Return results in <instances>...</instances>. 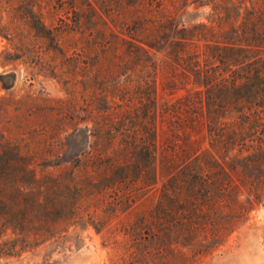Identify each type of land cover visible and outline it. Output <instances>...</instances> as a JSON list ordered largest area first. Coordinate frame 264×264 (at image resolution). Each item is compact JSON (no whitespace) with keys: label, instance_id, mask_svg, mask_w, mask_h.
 Listing matches in <instances>:
<instances>
[{"label":"trees","instance_id":"16d2710c","mask_svg":"<svg viewBox=\"0 0 264 264\" xmlns=\"http://www.w3.org/2000/svg\"><path fill=\"white\" fill-rule=\"evenodd\" d=\"M188 6L209 7L208 15L217 24H201L204 32L194 33L174 23V17ZM133 11L135 15L107 11L118 31L106 27L107 37L98 45L79 54L73 50L76 57L84 55L79 58L85 70L83 58L95 55L88 74L101 75L105 87L96 95L101 108L89 112L93 130L88 131L94 138L99 131L107 132L112 144L118 142L117 148L132 158L116 162L113 171L122 175L129 166L139 176L129 183L119 175V183H129L130 189L137 182L143 184L140 179L146 175L151 180L146 187L155 192L157 179H164L157 188L154 210L139 216L127 264H140L145 257L162 261L166 255L184 264L181 249L194 250L198 245L203 253H211L250 207L264 202V0H145ZM222 21H229L226 28ZM200 41L203 44L197 46ZM54 43L62 51L59 39L54 37ZM101 50L110 57H98L95 53ZM63 51L64 60L68 59L69 50ZM113 59L118 61L112 63L115 71L105 65ZM4 77L15 78L0 75ZM160 77L171 89L168 101L158 98ZM178 91L184 95L175 97ZM94 118H102L103 125ZM162 126L175 138L164 148L158 144ZM174 147L177 151L166 156ZM2 148L11 158L0 159V180L6 176L8 184L19 187L0 195V205L27 209L43 204L36 196L54 193L56 182L51 177L37 178V168L62 164L28 161L10 142ZM100 157L89 152L84 164L76 161L73 168L91 177L99 170L93 163ZM64 187H70L67 181ZM73 187L81 193L79 185ZM122 196L133 203L130 191ZM229 207L233 210L224 214L221 223L212 218L202 221L211 209ZM169 236L174 239L168 240Z\"/></svg>","mask_w":264,"mask_h":264},{"label":"rangeland","instance_id":"374dc122","mask_svg":"<svg viewBox=\"0 0 264 264\" xmlns=\"http://www.w3.org/2000/svg\"><path fill=\"white\" fill-rule=\"evenodd\" d=\"M137 3L145 4V0H0V75L15 76L0 79V159L11 158L8 149L2 151L6 141L11 143V148L20 149L28 161L62 164L59 168H37V178L51 177L56 182L54 193L46 198L36 196L43 204L27 209L0 205V264L130 262L139 216L154 210L157 188L164 179H157L155 192L146 187L151 183L146 175L141 176L143 184L137 182L129 189V183L139 176L138 171L129 166L122 175L118 170L113 171L116 162H130L132 158L125 157V149L117 148L118 142L112 144V136L107 132L99 131V136L94 138L88 131L93 130L88 122L89 112L101 108L102 102L96 95L105 87L99 81L101 75L88 74L95 55L83 58L88 65L85 70L79 58L84 55L76 57L73 50L79 54L82 49L88 51L94 43L98 45L107 37L106 27L116 33L118 24L110 22L106 12L135 15L133 7ZM209 10V7L188 6L174 17V23L191 28L194 33H203L201 24L209 27L218 22L208 15ZM228 23L222 21L221 25L226 28ZM54 37L59 39L62 51L54 43ZM63 50H69L68 59L64 60ZM95 54L111 55L102 50ZM113 62L118 61L113 59L105 65H111L115 71ZM164 81L162 77L157 80L156 91L161 101H168L171 89ZM3 84L8 88L4 89ZM174 95L179 98L184 93L178 91ZM94 119L103 125L102 118ZM164 130L162 126L163 132L158 137L163 148L175 140ZM172 150L177 151V147L171 148L166 156ZM89 152L101 155L93 163L99 170L91 177L77 174L73 168L76 169V161L84 164ZM71 171H75L72 177L67 175ZM119 175L129 183H119ZM66 181L71 187L68 190L64 187ZM76 184L81 187V193L74 190ZM18 187L16 183L8 184L4 176L0 180V195ZM129 191L133 203L122 196ZM75 202L77 208L73 206ZM232 210L233 207L223 211L213 208L202 221L212 218L215 223H221L224 214ZM235 227L211 253H203L198 245L194 250L181 249L184 264H264V202L250 207ZM180 262L166 255L162 261L145 257L140 264Z\"/></svg>","mask_w":264,"mask_h":264}]
</instances>
